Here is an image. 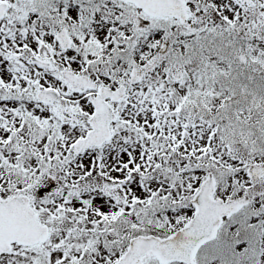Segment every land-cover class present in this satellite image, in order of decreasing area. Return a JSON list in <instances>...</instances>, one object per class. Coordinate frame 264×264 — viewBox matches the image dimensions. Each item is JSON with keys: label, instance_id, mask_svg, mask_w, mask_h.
Listing matches in <instances>:
<instances>
[{"label": "snow or ice", "instance_id": "1", "mask_svg": "<svg viewBox=\"0 0 264 264\" xmlns=\"http://www.w3.org/2000/svg\"><path fill=\"white\" fill-rule=\"evenodd\" d=\"M0 264H264V0H0Z\"/></svg>", "mask_w": 264, "mask_h": 264}]
</instances>
